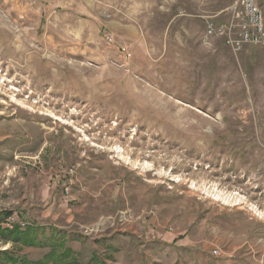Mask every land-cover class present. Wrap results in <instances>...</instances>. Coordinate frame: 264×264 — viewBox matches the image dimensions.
<instances>
[{
  "label": "rangeland",
  "instance_id": "1",
  "mask_svg": "<svg viewBox=\"0 0 264 264\" xmlns=\"http://www.w3.org/2000/svg\"><path fill=\"white\" fill-rule=\"evenodd\" d=\"M237 1L0 0V230L83 264H264V45L206 37Z\"/></svg>",
  "mask_w": 264,
  "mask_h": 264
},
{
  "label": "trees",
  "instance_id": "2",
  "mask_svg": "<svg viewBox=\"0 0 264 264\" xmlns=\"http://www.w3.org/2000/svg\"><path fill=\"white\" fill-rule=\"evenodd\" d=\"M12 214H9L11 216ZM35 226H27L22 229L16 226L12 231L0 230V238L4 241L17 243L23 247L29 248H49L48 254L43 260L30 261L25 257H19L9 251L0 254L1 264H83L80 262L77 254L68 244L67 238L58 236L55 232L43 238L39 237L40 232ZM86 264H106L104 258L98 253H93L92 258Z\"/></svg>",
  "mask_w": 264,
  "mask_h": 264
},
{
  "label": "built area",
  "instance_id": "3",
  "mask_svg": "<svg viewBox=\"0 0 264 264\" xmlns=\"http://www.w3.org/2000/svg\"><path fill=\"white\" fill-rule=\"evenodd\" d=\"M264 0H238L230 13L227 23L209 24L206 37L224 38L233 51H241L245 46L264 45V19L262 4ZM218 255V252H215Z\"/></svg>",
  "mask_w": 264,
  "mask_h": 264
}]
</instances>
